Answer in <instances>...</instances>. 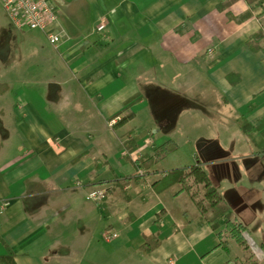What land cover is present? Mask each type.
<instances>
[{
    "label": "crops",
    "instance_id": "1",
    "mask_svg": "<svg viewBox=\"0 0 264 264\" xmlns=\"http://www.w3.org/2000/svg\"><path fill=\"white\" fill-rule=\"evenodd\" d=\"M67 1L54 0L68 37L58 52L28 41L22 53L26 39L0 20V119H8L9 92L26 93L13 156L0 164V264H264V52L247 46L264 5L239 21L246 0L227 10L218 9L222 0ZM14 76L22 86L12 90ZM192 84L222 101L229 118L209 121L194 160L162 124L181 119H139L147 100ZM133 96L123 112L134 116L119 126L113 117ZM131 137L140 146L130 159ZM168 140L179 148L141 174L134 160ZM192 164L223 196V216L203 214L180 183L153 189ZM124 180L128 198L117 186ZM92 189L108 193L97 202L87 198ZM229 220L242 223L247 249ZM149 237L161 243L146 254Z\"/></svg>",
    "mask_w": 264,
    "mask_h": 264
},
{
    "label": "rangeland",
    "instance_id": "2",
    "mask_svg": "<svg viewBox=\"0 0 264 264\" xmlns=\"http://www.w3.org/2000/svg\"><path fill=\"white\" fill-rule=\"evenodd\" d=\"M65 1L66 3H69V1L67 0ZM76 4H78V2L74 3V5ZM0 20L3 23L8 24L9 25L8 27H10V29H13V26H11L9 16L6 14L5 10L3 9L1 0H0ZM64 26L71 33L72 29L68 25H66V23L64 24ZM17 35L19 38L24 37L26 39L24 46L25 48L26 47L27 48L26 49L23 47H22L23 49L20 48V51L22 53L24 51H29L31 49L30 47L31 45L28 44V41L33 45L37 44L40 48L45 47L48 50L58 52V49H56V47L48 43L47 37L42 31L23 29V30H18ZM45 48L43 49L45 50ZM7 78L9 79L8 87L10 89L12 90L13 88L16 89L17 85H21L20 81L18 82L15 80L16 79L15 76L11 78L7 77ZM192 85L195 87L189 92H184V93L163 92L161 93V97L158 100H153V99H149L150 101L147 100L145 106L149 105V107H147L144 110L143 113L145 115H142V117H140L139 119H162V122H170L168 119H181L182 120L181 123H179L176 126L174 125L175 127L173 128H172L173 126L172 123H162V124H164L165 127L170 128L171 130L173 129L174 133H177L176 134V136L178 137L177 140L180 142L183 153L187 155L191 154L190 157L192 160H194L197 152L196 148L198 145L197 144L198 139L203 131L205 130L207 131L209 129L208 126L209 121L211 119L219 118L220 114L223 119L224 118L229 119V118L226 117L225 115L226 109L223 106L222 101H215L213 98L210 97L208 91L206 93V96L204 95L201 96V94L200 96H198L197 95L198 89H196L198 85H194V84ZM183 89L189 90L187 85H184ZM25 94L26 93L23 94L20 93L19 91L15 93L9 92L8 94L7 106L4 109L5 112L7 111L8 119H2V118L0 119V164L2 161L7 160L8 156L13 154L16 143L19 139L17 137H14L15 135L14 123H16V119L19 111L18 107L20 104L23 103L21 96L23 97ZM31 101H33L32 98ZM33 103L37 107H39L37 101L36 102L33 101ZM62 110H63L62 114L66 113V109H62ZM75 110L77 109L74 108V111ZM124 113L125 112H123L120 115V118L127 116L130 112L125 114ZM76 115L74 114V117L72 116V118H76ZM146 170L148 169L142 168V170L139 172L141 174H145ZM190 183L192 184L193 192L196 193L197 196L201 197L200 199L201 201H205L204 192L202 193L201 191V189H204L203 185L194 184L193 179L190 180ZM123 193L124 196L126 197L124 191Z\"/></svg>",
    "mask_w": 264,
    "mask_h": 264
},
{
    "label": "trees",
    "instance_id": "3",
    "mask_svg": "<svg viewBox=\"0 0 264 264\" xmlns=\"http://www.w3.org/2000/svg\"><path fill=\"white\" fill-rule=\"evenodd\" d=\"M233 1L235 0H222V2H220V4L218 5V9L227 10L230 7V5L233 3ZM246 1L250 5V9L246 11L243 15H240V17L238 18L239 21H243L247 19L252 15L253 9L257 8L258 6L264 5V0H246ZM247 46L252 50H262L264 52V23L261 29L247 41ZM233 75H234L233 73L231 75H228V78L231 80L232 83H236L237 80L239 79V76L236 79H234ZM136 98L137 97L135 96L129 98L125 102V108L119 111L116 115H114L113 119L116 117H120L123 111L134 103ZM133 116H134L133 112L129 113L127 116L123 118H119L117 124L119 126H122L129 119L133 118ZM262 124H264V121L262 122ZM131 135L132 134H130L129 136ZM138 142H139V138L136 137H131L128 139V141H125L124 146L127 149L126 156L128 158L131 159L132 154L136 152V150L139 148L140 144ZM178 148L179 145L177 144L176 141L168 140L164 144L154 147L153 154L141 155L139 158L135 159L134 160L135 168L137 170L142 168L150 169L152 168L153 165L163 160L165 157H167L170 153L176 151ZM191 179H193L194 184L203 185L205 189L204 192L205 201L199 200L197 198L196 193L193 192L192 184L190 183ZM128 182H129L128 180H124L123 182L120 183L118 182L117 185L123 189L127 198H128V193L125 189V185H127ZM177 183H180L182 185L181 191L190 192L191 197L195 200V202L197 203L198 207L200 208L203 214L206 212L207 207L213 210L214 218L221 217L226 213L228 207L225 205L223 196L221 195L218 188L214 184L210 175L200 165L192 164L187 167L171 169L162 177V179H160L159 181L153 184V189L155 190L156 193H161ZM107 193L108 191L106 192V194ZM228 228L229 231L236 238L237 242H239L241 245H245V248L248 247L247 242L245 241L246 239L242 234V231L244 230L242 223H237L235 221L232 222L229 220ZM160 243H161L160 239L156 237H149L147 238V241L142 245V250L144 253L149 254L155 248H157L160 245ZM241 264H247V262H242Z\"/></svg>",
    "mask_w": 264,
    "mask_h": 264
},
{
    "label": "built area",
    "instance_id": "4",
    "mask_svg": "<svg viewBox=\"0 0 264 264\" xmlns=\"http://www.w3.org/2000/svg\"><path fill=\"white\" fill-rule=\"evenodd\" d=\"M3 9L9 16L13 27L19 30L30 29L42 31L49 43L58 47L67 37L61 25L60 11L54 0H1ZM103 25L99 27L102 29ZM106 189H92L87 198L101 202L106 197ZM118 237L117 233H108Z\"/></svg>",
    "mask_w": 264,
    "mask_h": 264
}]
</instances>
